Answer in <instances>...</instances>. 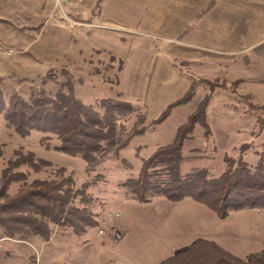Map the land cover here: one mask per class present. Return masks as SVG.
Returning a JSON list of instances; mask_svg holds the SVG:
<instances>
[{"label": "rangeland", "instance_id": "374dc122", "mask_svg": "<svg viewBox=\"0 0 264 264\" xmlns=\"http://www.w3.org/2000/svg\"><path fill=\"white\" fill-rule=\"evenodd\" d=\"M66 83L87 105L103 99L130 103L132 113L118 125L127 135L142 118L135 127L144 131L88 166L54 150L55 136L32 131L20 137L0 114V177L8 168L25 178L10 183L6 196L36 179L68 178L88 200L82 205L78 198L75 205L90 210L96 222L80 235L51 225L48 241L0 227L7 238L0 243V264H151L203 232L240 259L264 248V209L219 219L193 204L177 222L168 210H157L158 200H123L121 188L137 176L143 159L173 141L204 97L210 133L195 127L183 145L180 173L205 169L214 179L226 159L250 169L264 164V0H0L4 104L12 95L53 96ZM192 84L190 101L155 124ZM201 211L210 217L198 218ZM124 236L120 258L116 250Z\"/></svg>", "mask_w": 264, "mask_h": 264}, {"label": "trees", "instance_id": "16d2710c", "mask_svg": "<svg viewBox=\"0 0 264 264\" xmlns=\"http://www.w3.org/2000/svg\"><path fill=\"white\" fill-rule=\"evenodd\" d=\"M53 96L34 93L25 100L12 95L7 104L0 96V114L7 125L20 137L32 131L55 136L59 145L54 148L68 156H79L88 166L99 163L110 153L117 154L126 148L130 140L143 133L139 119L132 131L123 135L118 120L132 113L130 103L122 100L103 99L97 105H87L77 99L69 83L63 84ZM193 84L184 96L156 119L162 123L171 108L185 104L193 97ZM208 97L199 102L186 122L175 132L173 141L158 147L142 160L136 177L122 183L125 197L139 203H148L154 197H164L170 202L191 199L204 205L219 219L231 212L264 209V164L259 161L250 169L243 161L226 159L224 172L214 179L208 178L207 170L196 169L182 175V149L195 127L210 133L206 120ZM120 128V130H118ZM24 175L4 169L0 177V227L8 234L23 233L48 241L51 225L69 228L75 235L96 224L86 207L88 200L82 191H75L69 179L62 181L39 180L20 188L13 196H6L10 183L23 181ZM160 264H264V248L240 259L223 250L212 241L198 239L182 247Z\"/></svg>", "mask_w": 264, "mask_h": 264}, {"label": "crops", "instance_id": "0c3cea01", "mask_svg": "<svg viewBox=\"0 0 264 264\" xmlns=\"http://www.w3.org/2000/svg\"><path fill=\"white\" fill-rule=\"evenodd\" d=\"M123 198H124L123 200H125V201L130 200L127 197H123ZM153 200H158L159 204L161 203L160 204L161 207H158L157 210L162 211V208L164 210H168V212H171L175 216L174 219L177 222L180 221L181 218L184 219V217H182V216L184 215V207L185 206H187L186 208L189 209V210H192L193 209V207H192L193 204H196L198 206H203L202 204L196 203V202H194V201H192L191 199H188V198L187 199H184V200H182L180 202H175V203L166 200L164 197H155L151 201H153ZM177 206H182V209L183 210H181ZM196 208H198V210H201V209H199V207H196ZM201 212L202 213H200L199 215H201V214H203V215H201L198 218H206V219H208L210 217V215H208V214H211V213H205L204 211H201ZM180 213H183V215H181ZM116 223H118L117 224L118 228L121 229L123 233H125L124 230H123V227H124L123 225L125 224V222H124V224H122V223H120V220H119ZM203 233L204 234H199V233L198 234H195L194 236H192V239L189 240V242H187L186 244L185 243H182V244H178V245L172 247L171 249H169L167 251V253L164 256H162V258H159V260H156V262H153L151 264H160L163 260L171 257L174 254V252L177 251L178 249H180L182 247H185V246L191 244L193 241L198 240V239H202V240H206V241H212V242L216 243L218 246L221 247L220 243L217 240H215L216 237L211 236L210 234L209 235L208 234H205L206 232H203ZM125 235H127V234H125ZM124 240H125V236L122 239V241L118 244L119 246H118V249L116 250V252L118 254H120V256H119L120 258H122V256L124 255L123 254V252H124ZM223 250H225V249H223ZM225 251H227V250H225ZM124 257H125V259H127L126 256H124Z\"/></svg>", "mask_w": 264, "mask_h": 264}, {"label": "built area", "instance_id": "2783aa9c", "mask_svg": "<svg viewBox=\"0 0 264 264\" xmlns=\"http://www.w3.org/2000/svg\"><path fill=\"white\" fill-rule=\"evenodd\" d=\"M114 236H115L117 239H120V238H121L120 233H115ZM5 240H7V238H4V237H1V236H0V243L3 242V241H5Z\"/></svg>", "mask_w": 264, "mask_h": 264}]
</instances>
